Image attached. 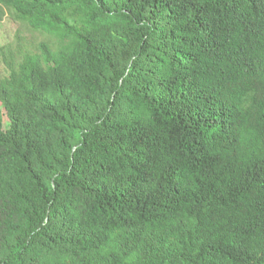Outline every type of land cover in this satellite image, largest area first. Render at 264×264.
Wrapping results in <instances>:
<instances>
[{
    "label": "trees",
    "instance_id": "16d2710c",
    "mask_svg": "<svg viewBox=\"0 0 264 264\" xmlns=\"http://www.w3.org/2000/svg\"><path fill=\"white\" fill-rule=\"evenodd\" d=\"M0 4V264H264V0Z\"/></svg>",
    "mask_w": 264,
    "mask_h": 264
},
{
    "label": "rangeland",
    "instance_id": "374dc122",
    "mask_svg": "<svg viewBox=\"0 0 264 264\" xmlns=\"http://www.w3.org/2000/svg\"><path fill=\"white\" fill-rule=\"evenodd\" d=\"M41 42H50L47 35L30 29L13 9L0 4V81L10 77L11 69L23 60V53L37 52Z\"/></svg>",
    "mask_w": 264,
    "mask_h": 264
}]
</instances>
